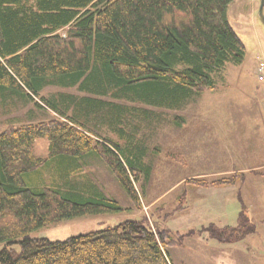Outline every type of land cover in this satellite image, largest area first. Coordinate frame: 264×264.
Returning a JSON list of instances; mask_svg holds the SVG:
<instances>
[{
    "label": "trees",
    "instance_id": "obj_1",
    "mask_svg": "<svg viewBox=\"0 0 264 264\" xmlns=\"http://www.w3.org/2000/svg\"><path fill=\"white\" fill-rule=\"evenodd\" d=\"M232 2L0 0V107L16 105L15 98L62 118L0 132V264H173L171 233L143 220L62 241L31 235L65 219L124 211L95 182L79 181L87 157L105 162L137 204L133 181L152 172L145 149L126 129L133 125L129 113L141 108L42 91L78 87L96 96L183 108L216 88V72L245 60V44L229 21ZM91 124L117 130L123 143L96 133L95 139ZM39 138L50 142L45 159L34 153ZM223 183L232 181L213 184ZM206 229L221 243L255 230L245 208L236 225ZM16 243L20 251L11 247Z\"/></svg>",
    "mask_w": 264,
    "mask_h": 264
},
{
    "label": "rangeland",
    "instance_id": "obj_2",
    "mask_svg": "<svg viewBox=\"0 0 264 264\" xmlns=\"http://www.w3.org/2000/svg\"><path fill=\"white\" fill-rule=\"evenodd\" d=\"M228 16L245 44V60L240 65L227 64L216 72V88L203 92L183 108L169 109L96 96L78 87L50 85L42 91V95L48 97L56 93L79 98L94 96L134 109L141 108L144 112L129 113L133 125L126 129L145 149L144 161L151 165L152 172L149 178L142 172L133 181L140 196L137 204L105 162L96 156L87 157L79 181L95 182L107 196L117 200L124 211L65 219L34 231L33 237L62 241L136 219L153 228L158 229L159 225V228L168 229L175 241L168 247L173 264H246L245 255L250 258L252 251H239L235 243H221L211 238L206 229L212 223L220 227L236 225L244 208L253 220L264 218V177L259 175L264 173V167H256L264 162V152L258 150H264V138L260 136L262 129L258 123L264 118V80L259 78L260 62L264 61V27L258 16V0H233ZM11 101L17 104L5 109L0 107V132L12 125L62 120L48 107L36 106L33 102L22 103L15 98ZM36 101L43 105L40 97H36ZM258 107L262 109L259 111ZM90 130L94 131L95 139L99 135L122 142L117 130L94 124ZM228 135H232V145ZM49 144L48 138L37 139L34 153L47 158ZM193 146H201L203 160L196 158L198 152L193 151ZM230 167L246 172L243 175L233 170L231 176L191 177L198 172L216 173ZM247 169L250 170L247 172ZM184 178H188L186 183L181 182ZM223 179L236 181L225 214L227 223L221 220L209 222L217 219L213 217L210 197L214 196V190L210 186ZM11 247L21 250L20 243Z\"/></svg>",
    "mask_w": 264,
    "mask_h": 264
},
{
    "label": "crops",
    "instance_id": "obj_3",
    "mask_svg": "<svg viewBox=\"0 0 264 264\" xmlns=\"http://www.w3.org/2000/svg\"><path fill=\"white\" fill-rule=\"evenodd\" d=\"M261 107H258L257 110H261ZM229 121V120H228ZM192 122V121H189ZM188 122V123H189ZM199 122H205V124H208L210 121H199ZM210 123H214V122H210ZM260 127H261V132H260V136L262 138H264V118L261 119V121L258 122ZM185 128H186V124H185ZM229 137V142L230 145H232V135H228ZM192 146V143H191ZM192 149V148H191ZM231 149V146H230ZM199 150V151H197ZM201 146H199L198 148H195L193 146V151L197 153L196 158L198 160H203V156L201 154ZM259 151L264 152L263 149H258ZM200 152V153H199ZM258 168L260 167H264V162L260 165V166H256ZM238 169V168H237ZM236 168H229L228 170H221L219 172L216 173H209L207 174V172H198L197 174H194V176L191 177H204L206 175H216V174H221V175H227V176H231V173L233 172V170L235 172H239V173H243L246 172L245 169L241 170H237ZM240 169V168H239ZM250 169H247V172ZM258 172V171H257ZM229 174V175H228ZM233 174V173H232ZM244 175V173H243ZM259 175H261L262 177H264V173H259ZM190 178V177H188ZM188 178H184L183 180H181V182L186 183V179ZM242 182V180H241ZM188 183V182H187ZM235 182L232 183H223V184H213L214 186H210L211 190H214L213 194L214 196L210 197V201L212 203V208L214 211V215L213 217L217 218L216 220H209V222H215L218 221H226L225 218V214H227V208H228V204H229V197H231L230 194H232L233 187L235 184ZM240 199H242V196L240 197ZM201 203L204 205V201L201 200ZM251 219V224L254 226L255 230L254 232H251L250 234H248L247 236H245L242 240L238 241V242H234L236 244L239 251H252V256L249 258L248 255H245V263L246 264H264V253H262V251H264V218L261 219H257V220H253ZM227 223V222H225ZM228 225V224H227ZM200 241H203L202 238L199 239ZM234 243H229V244H234Z\"/></svg>",
    "mask_w": 264,
    "mask_h": 264
},
{
    "label": "water",
    "instance_id": "obj_4",
    "mask_svg": "<svg viewBox=\"0 0 264 264\" xmlns=\"http://www.w3.org/2000/svg\"><path fill=\"white\" fill-rule=\"evenodd\" d=\"M264 0H261V6H260V9H259V12H258V16H259V19L260 21L264 24Z\"/></svg>",
    "mask_w": 264,
    "mask_h": 264
},
{
    "label": "built area",
    "instance_id": "obj_5",
    "mask_svg": "<svg viewBox=\"0 0 264 264\" xmlns=\"http://www.w3.org/2000/svg\"><path fill=\"white\" fill-rule=\"evenodd\" d=\"M259 78L260 80H264V61L260 62V69H259Z\"/></svg>",
    "mask_w": 264,
    "mask_h": 264
},
{
    "label": "flooded vegetation",
    "instance_id": "obj_6",
    "mask_svg": "<svg viewBox=\"0 0 264 264\" xmlns=\"http://www.w3.org/2000/svg\"><path fill=\"white\" fill-rule=\"evenodd\" d=\"M260 6H261V0H258V12H259V9H260ZM264 11V9H263ZM263 27H264V24L262 23Z\"/></svg>",
    "mask_w": 264,
    "mask_h": 264
}]
</instances>
